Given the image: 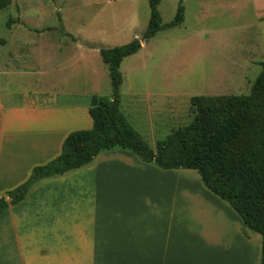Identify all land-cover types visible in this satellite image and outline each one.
<instances>
[{
	"label": "crops",
	"instance_id": "1",
	"mask_svg": "<svg viewBox=\"0 0 264 264\" xmlns=\"http://www.w3.org/2000/svg\"><path fill=\"white\" fill-rule=\"evenodd\" d=\"M247 1L263 30L264 0ZM38 42L0 38V196L57 157L70 132L92 127L88 107L100 95L86 61L27 51ZM260 245L196 170L161 169L123 149L36 181L0 214V264H259Z\"/></svg>",
	"mask_w": 264,
	"mask_h": 264
},
{
	"label": "rangeland",
	"instance_id": "2",
	"mask_svg": "<svg viewBox=\"0 0 264 264\" xmlns=\"http://www.w3.org/2000/svg\"><path fill=\"white\" fill-rule=\"evenodd\" d=\"M179 4L183 22L144 41L148 0H12L0 10V38L38 39L39 46L27 51L62 62L74 57L75 67L86 61L97 81L95 93L105 96L110 82L99 49L140 40L141 48L120 64L121 109L154 149L156 141L190 122L192 96L248 93L260 66L241 64L248 57L264 59V26L247 0H160L162 23L173 19ZM11 18L18 21L9 33ZM236 64L241 77L234 78Z\"/></svg>",
	"mask_w": 264,
	"mask_h": 264
},
{
	"label": "trees",
	"instance_id": "3",
	"mask_svg": "<svg viewBox=\"0 0 264 264\" xmlns=\"http://www.w3.org/2000/svg\"><path fill=\"white\" fill-rule=\"evenodd\" d=\"M11 1L0 0V10ZM159 3L148 0L144 41L183 22L184 9L179 4L173 19L162 23ZM17 21L11 18L6 25ZM141 45L133 39L125 45L99 49L108 69L110 96H91L88 114L92 127L70 132L57 157L34 167L26 181L0 196V214L19 203L36 181L81 167L102 151L123 149L161 169L196 170L204 187L226 201L243 223L259 234V264H264V61L246 94L192 96L190 122L171 130L152 149L120 108V64Z\"/></svg>",
	"mask_w": 264,
	"mask_h": 264
}]
</instances>
